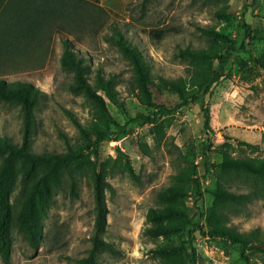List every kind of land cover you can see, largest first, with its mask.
Returning <instances> with one entry per match:
<instances>
[{
	"label": "rangeland",
	"instance_id": "374dc122",
	"mask_svg": "<svg viewBox=\"0 0 264 264\" xmlns=\"http://www.w3.org/2000/svg\"><path fill=\"white\" fill-rule=\"evenodd\" d=\"M83 0L77 2V15L70 24H59L43 41L41 59L0 66V78L6 81L26 82L44 92L45 97L35 110V128L32 151L64 154L68 146L79 142L76 127L66 115L85 125L92 119L93 110L82 96L66 89L71 75L60 68L61 39H68L74 51L85 57L91 69H101L105 76L118 77L117 90L121 105L105 100L107 110L119 128L110 129V137L99 146L102 161L116 158V148L129 161L136 179L116 169L106 177L111 186L106 191L107 226L101 236L113 245L118 255L103 253L99 264H158L150 251L166 243H186L195 253V264H264V254L247 250L242 256L241 246L210 239L194 225L205 227L207 209L212 204L209 189L215 184L211 169L204 170L202 151L210 139V163L219 162L224 143L233 146V155L264 158V73L248 61V56L264 53V0ZM227 6L232 14L229 21L219 20L215 13ZM250 26L249 38L239 56L248 62L245 71L232 62L223 77L212 85L204 97L209 110V131L203 130L201 104L175 109L158 116L156 123L135 121L137 113L150 115L152 109L142 106L131 93V70L110 38L115 28L142 54L150 67L154 84L157 78L185 77L187 65L175 58L178 48L203 47L204 38L197 28H213L240 42L243 36L241 22ZM62 26V27H61ZM168 29L160 41L149 37V32ZM54 30V29H53ZM36 58L34 57V60ZM154 100L173 107L177 97L164 88H153ZM160 125L163 136L157 143L153 127ZM125 127V129H123ZM0 135L19 144L22 121L19 108L0 102ZM255 146L254 150L238 147L235 139ZM229 139V140H228ZM140 143L148 146L146 153ZM112 159L108 162L110 166ZM193 165L200 183L201 199L190 192L186 199L191 224L168 239H147L143 236L146 211L157 206L155 194L166 188L171 176L179 168ZM74 187L67 179L54 194L43 223V240L31 250L23 235L11 229L9 264H80L90 249L94 221L92 184L85 171L74 175ZM246 179L236 181L230 191L237 194L258 191L259 187ZM17 184V181H16ZM15 185L11 201L17 193ZM229 224L239 232L254 229L264 231V198L255 197L240 212L229 217ZM0 264L1 261H0Z\"/></svg>",
	"mask_w": 264,
	"mask_h": 264
},
{
	"label": "trees",
	"instance_id": "16d2710c",
	"mask_svg": "<svg viewBox=\"0 0 264 264\" xmlns=\"http://www.w3.org/2000/svg\"><path fill=\"white\" fill-rule=\"evenodd\" d=\"M83 0H0V66L13 65L22 61L41 59L43 41L59 24H70L77 15V2ZM96 2L98 0H88ZM257 0L252 1V5ZM232 14L225 6L215 13L219 20L229 21ZM62 27V26H61ZM54 29V30H53ZM243 36L240 42L222 31L213 28H197L204 38L203 47L178 48L175 58L187 65L185 77L176 79L157 78L154 84L150 67L139 50L131 45L115 28L110 38L121 57L131 70V93L137 101L152 109L150 115L137 113L135 121L154 124L158 116L185 108L200 102L203 130L209 131V110L204 104V97L213 84L223 77L229 62L233 61L242 71L248 68V62L239 56L249 38L250 26L241 22ZM170 30L164 29L149 32V37L160 41ZM62 52L59 58L60 68L71 75V83L66 89L75 96H82L93 110L92 119L81 125L70 112L65 111L76 127L79 142L68 146L64 154L32 151V139L35 128V110L44 99V92L29 83L6 81L0 78V102L19 108L22 121V136L19 144H14L6 135H0V261L9 264L11 253V234L14 227L23 235V240L31 250H36L43 240V223L53 201L54 194L61 189L65 179L71 188L74 187V175L85 171L92 184L93 195V228L90 238V249L80 264H99L97 258L103 253L118 255L113 245L102 239L107 226L106 191L111 186L105 180L111 174L110 169L125 172L136 179L135 173L127 158L116 148V158L102 161L99 146L110 137V129L119 128L113 122L106 102L120 106L121 99L117 86L118 77L114 74L104 75L101 69L92 70L88 60L77 54L71 42L61 39ZM34 57L36 58L34 60ZM255 67L264 73V53L248 56ZM34 63V62H33ZM153 88H164L177 97V102L166 107L154 100ZM125 129V127H123ZM157 143L164 132L160 125L153 127ZM229 140V139H228ZM238 147L254 150L255 146L235 139ZM202 151V164L205 171L211 169L215 175V184L209 189L212 204L204 214L205 227L194 225V228L210 239L221 240L231 245H239L244 252L264 254V231L254 229L239 232L229 224V217L240 212L242 207L251 203L253 198H264V158L246 155H233V146L224 143L219 162L210 163V139ZM139 147L146 153L148 146L140 143ZM240 179L259 187L258 191L237 194L230 191L231 185ZM17 181V184H16ZM17 185V193L11 201L12 191ZM190 192L196 199L202 198L200 183L196 178V167L189 165L179 168L171 176L169 185L156 192L157 206L151 207L145 214L143 236L147 239H168L178 234L191 224L187 214L186 199ZM158 264H195V253L189 250L185 242L179 245L166 243L150 251Z\"/></svg>",
	"mask_w": 264,
	"mask_h": 264
}]
</instances>
